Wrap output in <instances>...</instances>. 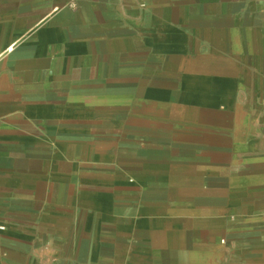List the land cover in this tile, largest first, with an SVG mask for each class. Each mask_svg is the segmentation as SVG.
<instances>
[{
    "label": "crops",
    "instance_id": "1",
    "mask_svg": "<svg viewBox=\"0 0 264 264\" xmlns=\"http://www.w3.org/2000/svg\"><path fill=\"white\" fill-rule=\"evenodd\" d=\"M0 264H264V0H0Z\"/></svg>",
    "mask_w": 264,
    "mask_h": 264
}]
</instances>
